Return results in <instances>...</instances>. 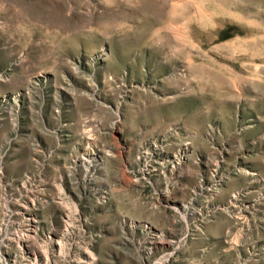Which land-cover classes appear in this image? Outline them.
Listing matches in <instances>:
<instances>
[{
	"label": "rangeland",
	"instance_id": "obj_1",
	"mask_svg": "<svg viewBox=\"0 0 264 264\" xmlns=\"http://www.w3.org/2000/svg\"><path fill=\"white\" fill-rule=\"evenodd\" d=\"M0 264H264V0H0Z\"/></svg>",
	"mask_w": 264,
	"mask_h": 264
},
{
	"label": "bare ground",
	"instance_id": "obj_2",
	"mask_svg": "<svg viewBox=\"0 0 264 264\" xmlns=\"http://www.w3.org/2000/svg\"><path fill=\"white\" fill-rule=\"evenodd\" d=\"M92 159H93V158L88 157V158H86V161H87L88 163H91V162H93Z\"/></svg>",
	"mask_w": 264,
	"mask_h": 264
}]
</instances>
